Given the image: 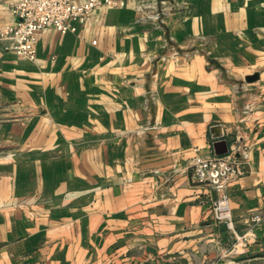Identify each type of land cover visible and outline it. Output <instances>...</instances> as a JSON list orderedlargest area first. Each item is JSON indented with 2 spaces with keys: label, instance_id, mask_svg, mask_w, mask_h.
I'll return each instance as SVG.
<instances>
[{
  "label": "crops",
  "instance_id": "0c3cea01",
  "mask_svg": "<svg viewBox=\"0 0 264 264\" xmlns=\"http://www.w3.org/2000/svg\"><path fill=\"white\" fill-rule=\"evenodd\" d=\"M119 1L35 62L0 45V264H264V0ZM220 141L233 230L191 179Z\"/></svg>",
  "mask_w": 264,
  "mask_h": 264
},
{
  "label": "built area",
  "instance_id": "2783aa9c",
  "mask_svg": "<svg viewBox=\"0 0 264 264\" xmlns=\"http://www.w3.org/2000/svg\"><path fill=\"white\" fill-rule=\"evenodd\" d=\"M125 6L119 0H17L11 3V10L17 22L0 29V45L6 43L4 50L14 52L18 57L35 62L37 60L38 35L53 28L62 34L76 32L75 24H87L93 12L101 7L117 8ZM160 20V14L152 16ZM1 52V47H0ZM229 151L225 155H216L198 159L192 168L191 179L201 185H208L217 193L213 203L215 220L234 229L228 187L237 182L245 173L249 155L241 149ZM263 221V214L253 216V225L243 235L236 236L234 249L251 245L256 238V229ZM210 264H241L239 261Z\"/></svg>",
  "mask_w": 264,
  "mask_h": 264
},
{
  "label": "water",
  "instance_id": "95a60500",
  "mask_svg": "<svg viewBox=\"0 0 264 264\" xmlns=\"http://www.w3.org/2000/svg\"><path fill=\"white\" fill-rule=\"evenodd\" d=\"M259 77L258 75H254L253 77H250L249 79H247L249 82H253V81H256L258 80ZM214 148H215V151H216V154L217 155H225L229 152V147H228V143L227 141H220V142H217L215 145H214Z\"/></svg>",
  "mask_w": 264,
  "mask_h": 264
}]
</instances>
